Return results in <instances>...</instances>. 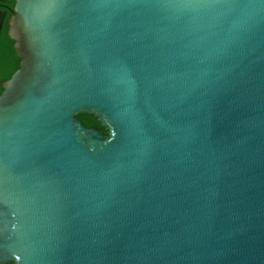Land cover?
<instances>
[{
	"label": "water",
	"instance_id": "water-1",
	"mask_svg": "<svg viewBox=\"0 0 264 264\" xmlns=\"http://www.w3.org/2000/svg\"><path fill=\"white\" fill-rule=\"evenodd\" d=\"M9 37L0 264H264V0H16Z\"/></svg>",
	"mask_w": 264,
	"mask_h": 264
},
{
	"label": "trees",
	"instance_id": "trees-1",
	"mask_svg": "<svg viewBox=\"0 0 264 264\" xmlns=\"http://www.w3.org/2000/svg\"><path fill=\"white\" fill-rule=\"evenodd\" d=\"M13 45L14 41L6 33L0 38V84L9 80L20 67V58L17 56ZM1 93L2 88L0 86V95ZM78 117L87 127L99 128L104 131L106 137L109 136V132L100 125L94 116L80 114Z\"/></svg>",
	"mask_w": 264,
	"mask_h": 264
},
{
	"label": "flooded vegetation",
	"instance_id": "flooded-vegetation-1",
	"mask_svg": "<svg viewBox=\"0 0 264 264\" xmlns=\"http://www.w3.org/2000/svg\"><path fill=\"white\" fill-rule=\"evenodd\" d=\"M16 6V0H0V38L9 36L10 21Z\"/></svg>",
	"mask_w": 264,
	"mask_h": 264
}]
</instances>
